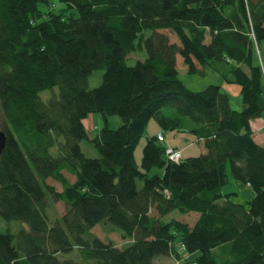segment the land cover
I'll list each match as a JSON object with an SVG mask.
<instances>
[{"label": "trees", "instance_id": "16d2710c", "mask_svg": "<svg viewBox=\"0 0 264 264\" xmlns=\"http://www.w3.org/2000/svg\"><path fill=\"white\" fill-rule=\"evenodd\" d=\"M59 2L55 10L48 0H0V217L25 223L0 231V264H157L161 255L264 264V145L249 127L264 112V0ZM139 51L145 59L127 66ZM176 55L190 74L208 67L239 85L242 108L233 110L218 84L186 88ZM97 69L101 83L90 89ZM89 113L105 122L92 137L82 123ZM110 116L121 124L110 128ZM150 119L161 131L190 132L203 151L168 160L166 145L145 134ZM81 139L97 157L83 154ZM227 162L254 190L249 200L222 192ZM173 209L197 216H167ZM104 221L124 243L91 233ZM73 249L78 260L64 256Z\"/></svg>", "mask_w": 264, "mask_h": 264}, {"label": "rangeland", "instance_id": "374dc122", "mask_svg": "<svg viewBox=\"0 0 264 264\" xmlns=\"http://www.w3.org/2000/svg\"><path fill=\"white\" fill-rule=\"evenodd\" d=\"M48 2L50 3V5L52 6L51 8H54L55 10L61 9L63 8V3L61 4L59 2V0H48ZM150 33L149 31H145V36H148ZM168 38H169V43H175L176 45H179L178 39L176 37V35L172 34V33H167ZM263 49H261L262 52ZM145 59V53L144 51H139L137 53H129V55L126 57V61L125 64L127 66H132L135 64V62L137 60H143ZM261 63V68L264 72V53L262 52V60H260ZM175 67L177 70V77L180 79V81L182 82L183 85H185L186 88L190 89L191 91H199V90H203L205 89V86L207 85H214V83L216 82V80H213V76H215L208 67H205L204 72L203 73H194V74H190L187 72L186 70V66L184 64H182V59L180 56L176 55V63H175ZM103 74V70L101 69H97V70H92L91 74L87 77V86L88 88H95L98 87V85L101 83V76ZM228 86H231L232 88H234L235 90L239 91L240 87L239 85H235V84H228ZM223 90V89H221ZM53 93L56 94L57 92V87L55 86L52 89ZM41 98L43 100H45L46 98H48L51 94L49 90H45L44 92L40 93ZM230 98V105L233 106V101L235 99L240 96L239 93L236 92L235 93H229ZM236 101V100H235ZM242 107H238L236 109H234L232 107L233 110H240ZM165 113L167 114H172L174 113L173 110L168 109V108H163L162 109ZM107 125L111 128V127H117L121 124V119L118 118L117 116H110L107 118ZM82 123H84V127H85V131L86 134L88 135V137H92L95 135V133L100 129V127L105 123L103 121V118L101 117L100 113H89V115L86 118H83ZM145 134H146V129L144 130ZM171 130H164L163 133H165V135L167 133H169ZM187 133V132H186ZM145 136H143L142 138L139 139L138 144L136 145V147L134 148V155L141 152V148L143 146V139ZM79 145L81 147V150L83 152L84 155L88 156V157H97L98 153L96 151V149L94 148V146L89 143L86 139H81L79 141ZM202 145L201 141H198L196 143V146H200ZM139 150V151H138ZM141 153L139 154L140 157ZM136 156V155H135ZM139 159L136 156V160ZM226 170H227V174H229L227 182L222 185V191L224 192H231V191H235L236 193H232L231 194V199L235 200L237 202H244L246 200H249L253 195L251 196H246L247 193H253L254 194V190L252 191V189L248 186H246L242 181H237L236 179H234L231 175V171L229 170V162H227V166H226ZM65 176L67 178H69V180H72L74 177H72V175L68 174L67 172H64ZM48 183H51L54 185V187L56 189L59 188V184L54 181L51 178L46 179ZM141 182L140 180L136 181V185L137 186H141L140 185ZM54 210H55V214H61L63 213V206L62 203L57 201L54 203ZM193 211H189V213H178L177 210L173 209L171 210L167 216H173L175 218H179L182 219V221L185 222H190L192 220V218L194 217L193 215ZM25 226L24 222L15 220V219H9V220H4L0 217V231H5V230H9L10 232L15 233L17 231V229L19 227H23ZM113 226L111 225L110 222L108 221H104L103 223H99V224H95L94 227H92L91 233L97 235L100 239L102 240H112L115 244L120 245L122 243H124V239L121 238L120 233L117 229H113ZM65 257H69L72 258L73 260L76 259L78 260L77 254H76V250L73 249V251H70L68 253L64 254ZM156 259V263L157 264H179L176 263L174 261V258L168 257V255H164V256H159Z\"/></svg>", "mask_w": 264, "mask_h": 264}, {"label": "crops", "instance_id": "0c3cea01", "mask_svg": "<svg viewBox=\"0 0 264 264\" xmlns=\"http://www.w3.org/2000/svg\"><path fill=\"white\" fill-rule=\"evenodd\" d=\"M262 52L264 53V48H263ZM214 75L215 76H213V80H216V82L214 84H218L219 86H221V88L223 89L225 94L229 97V104H231L230 103L231 97L229 96V93H235L236 94V92L239 93V91L235 90L231 86H228V83H224L223 80L219 76H217L216 74H214ZM235 100L233 101V106L232 105H230V106L233 107L234 109H236L238 107H242L241 106L242 105L241 97L238 96V98ZM250 126H251V130H252V137H254L255 141L258 144L264 145V112L261 113L260 117H258V118H251L249 120V127ZM160 130H161V128L158 126L157 122L155 120L150 119V121L146 125V131H147L146 135L147 136H154ZM186 132L182 131V130L175 129V130H171L166 135H165V133H163L164 137L162 140V144L164 146L165 145H170V146H175V147L177 146L178 148L181 149L183 157H187L190 155L191 156L197 155V153L202 152L203 151L202 150L203 144L200 146H196V143L198 141L195 140L194 136L190 132H188V131H186ZM144 139H143V141H144ZM143 144H144V142H143ZM139 154L140 153H138V155L137 154H135V155L138 158H140ZM135 155H134V158L136 160ZM138 160L139 159H137L136 161H138ZM228 176H229V174L227 175V179H228ZM221 190H222V188H221ZM222 192H224V191H222ZM251 195H253V193H247L246 196H251ZM193 215H194V217L192 218V220H194L196 218L197 214L193 213Z\"/></svg>", "mask_w": 264, "mask_h": 264}, {"label": "built area", "instance_id": "2783aa9c", "mask_svg": "<svg viewBox=\"0 0 264 264\" xmlns=\"http://www.w3.org/2000/svg\"><path fill=\"white\" fill-rule=\"evenodd\" d=\"M254 46L256 47V44H254ZM255 52L259 55V52H257V49H255ZM162 136H163L162 133L158 132L156 135V138L158 140H162ZM164 152H165L164 154H165L166 158L170 161L176 162V160L180 159L182 156L181 151L177 147L175 148L172 146H166ZM172 258H174V261L176 263H179V264L181 263V260L179 258H175V257H172Z\"/></svg>", "mask_w": 264, "mask_h": 264}, {"label": "water", "instance_id": "95a60500", "mask_svg": "<svg viewBox=\"0 0 264 264\" xmlns=\"http://www.w3.org/2000/svg\"><path fill=\"white\" fill-rule=\"evenodd\" d=\"M4 143H5V132L2 129H0V151L4 146Z\"/></svg>", "mask_w": 264, "mask_h": 264}]
</instances>
